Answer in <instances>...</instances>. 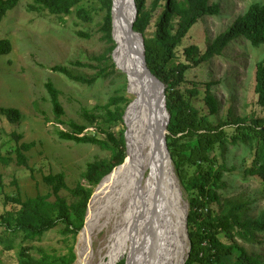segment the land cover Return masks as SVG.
<instances>
[{"label":"trees","instance_id":"16d2710c","mask_svg":"<svg viewBox=\"0 0 264 264\" xmlns=\"http://www.w3.org/2000/svg\"><path fill=\"white\" fill-rule=\"evenodd\" d=\"M22 1L25 0H0V27L7 13L16 9ZM85 1L33 0L27 10L29 13L48 14L58 25L65 24V17L74 12L80 20L89 22L90 12L81 7ZM97 1L99 10L104 13L98 32L101 34V41L110 45L104 54L95 59L99 63V71L91 77L76 74L74 69L92 67L80 61L50 68L53 73L63 76L69 82L84 87H91L98 79L106 77L109 74L108 68H114L115 65L108 64L115 46L111 40L112 3L111 0ZM134 3L137 16L133 30L142 35L148 71L164 89L165 107L169 114L167 150L184 190L195 191L188 199L186 226L190 251L186 264H262L242 247L224 243L219 237L229 233L245 244L259 243L258 237L264 233V211L255 219L248 218L240 213L241 206L228 201L219 206L221 200L218 192L225 188L222 174L230 172L219 162L224 151L223 143L232 147L239 143L253 149L252 168L248 174L259 178L264 187V62L255 67L254 93L257 109L252 117L227 115L225 119L218 120L217 124H212L209 116L200 115L176 89L185 82L186 71L219 57L235 39H244L253 48L264 47V5L251 4L226 31L210 42L204 52L195 45L188 46L183 50L186 63H176V50L190 29L205 17L219 15L220 6L211 0H152L149 9L145 6V0H134ZM157 11L160 12L156 30L147 38V29ZM78 36L88 37L83 33H78ZM11 51L9 38L5 35L0 37V56H6ZM211 85L212 83L204 85V102L209 115H216L218 108L210 93ZM158 88L162 92L159 86ZM44 89L54 122L67 126L66 130L54 128L58 140L97 147L109 153V158L97 159L86 165L83 174L85 186L79 183L74 189H69L65 183V175L61 172L42 177V182L51 190L47 195H37L26 200L18 196H7L4 201L5 209L0 215V243L5 250L14 248V239L21 242L36 241L59 225L64 227L66 235L75 239L84 227L94 188L113 169L122 165L126 158L122 116L129 101L124 96L116 94L104 105H96L91 110L82 109L80 116L86 124H78L72 120H64L61 91L50 80L44 84ZM191 94L196 95L197 92L193 89ZM36 111L43 115L38 108ZM0 116L12 125H18L23 120V115L15 108L0 107ZM230 127H233L235 133L227 138L226 129ZM89 128L93 132H88ZM10 138L16 144L12 152L16 165L28 169L25 153L35 144L21 143L23 135L15 132L10 134ZM12 161L11 157L2 156L0 153V165L8 166ZM184 163L197 167V175L189 182L181 176ZM63 190L70 194L73 202L68 203L59 196ZM50 197H54L53 202L49 200ZM29 251V247H20L17 264H73L75 260L73 247L65 255L58 257L39 250V257L36 258ZM117 264H124V261Z\"/></svg>","mask_w":264,"mask_h":264},{"label":"rangeland","instance_id":"374dc122","mask_svg":"<svg viewBox=\"0 0 264 264\" xmlns=\"http://www.w3.org/2000/svg\"><path fill=\"white\" fill-rule=\"evenodd\" d=\"M32 1H22L16 9L8 12L0 27V37L7 36L12 44L11 53L0 56V107L15 108L23 115V120L18 125L8 123L0 116V153L13 159L8 166L0 165V215L5 209L4 201L7 196H18L26 200L51 193L50 188L42 182L43 176L62 172L67 187L74 189L79 183L86 185L83 174L88 163L109 158V153L97 147L58 140L54 128L66 130L67 126L54 122L51 105L44 89V84L48 80L61 91L60 102L65 111V121L72 120L78 124H86L80 116L82 109L91 110L96 105H104L116 94L128 100L125 92L126 80L116 71L115 65L114 68H108L109 74L106 77L98 79L91 87L71 83L50 70L53 66H66L70 62L80 61L92 67L74 69L76 74L91 77L99 71V63L95 59L104 54L110 45L101 41V34L98 32V26L104 15L99 10L98 1L86 0L81 4L83 9L90 12L89 22L80 20L74 12L71 16L65 17V24L61 25H58L48 14L29 13L27 6ZM151 2L152 0H145L147 9L150 8ZM211 2L220 6V14L205 17L190 29L176 50V63H186L183 50L188 46L195 45L204 52L210 42L226 31L251 4L264 5V0H211ZM159 12L153 15L147 29V38L156 30ZM78 33L88 37H80ZM110 58L108 64H114L113 55L111 57L110 54ZM261 62H264V47L253 48L244 39H235L219 57L186 71L185 82L176 91L181 93L184 100L188 101L200 115L209 116L212 124H217L218 120L225 119L227 115L240 118L252 117L257 109L254 93L255 67ZM209 83H212L210 93L217 102L216 115H209L204 102L206 96L204 85ZM193 89L197 92L196 95L191 94ZM37 108L43 112V115L36 111ZM123 126L124 138L126 130L124 121ZM226 130L227 138L235 133L233 127ZM13 132L23 135L21 143L35 144L25 153L28 169L18 167L15 163L12 152L16 144L10 138ZM88 132L93 130L89 128ZM222 147L224 151L219 162H222L230 172L222 174L225 188L218 192L221 200L219 206L224 201L231 202L242 207L240 213L255 219L264 211V187L259 178L248 174L252 168L253 149L250 150L239 143L236 147L223 143ZM171 166L174 171L172 162ZM174 174L176 175L175 171ZM196 175L197 167L190 163L182 165L181 176L186 182ZM176 178L186 204V222L189 212L188 199L195 194V191H185L177 175ZM96 189L97 187L94 188L93 194ZM59 196L65 198L68 203L73 202L67 191H61ZM49 200L53 202L54 197H50ZM184 231L187 235V226ZM1 233L0 229V235ZM79 234L73 239L70 235H66L64 227L59 225L36 241L21 242L19 239H14V248L11 250H5L0 243V264H17L21 246L29 247V252L36 258L39 257V250L58 257L65 255L68 249L73 247L75 253L73 264H76ZM107 238L106 231L96 233L93 236L92 250L97 252L104 248ZM219 238L224 243L237 244L264 264V233L259 235V243L254 245L245 244L229 233ZM186 241L187 251H190L187 238ZM121 257L124 259L119 261ZM188 258L187 252L184 264ZM117 261H125V264L126 262L129 264V255L121 252L116 259H111L110 254L103 255L102 264H115Z\"/></svg>","mask_w":264,"mask_h":264},{"label":"bare ground","instance_id":"6f19581e","mask_svg":"<svg viewBox=\"0 0 264 264\" xmlns=\"http://www.w3.org/2000/svg\"><path fill=\"white\" fill-rule=\"evenodd\" d=\"M112 1L114 40L119 43L112 60L126 80L129 100L122 119L127 157L102 180L90 200L77 238L76 264H102L103 255L116 259L121 252L129 255V264H183L188 247L182 190L171 163L164 161L163 170L153 160L162 127V92L141 68L140 38L127 34L130 0ZM102 231L108 232L106 244L94 252L93 236Z\"/></svg>","mask_w":264,"mask_h":264},{"label":"water","instance_id":"95a60500","mask_svg":"<svg viewBox=\"0 0 264 264\" xmlns=\"http://www.w3.org/2000/svg\"><path fill=\"white\" fill-rule=\"evenodd\" d=\"M111 3H112V6H111V40L113 41V43L115 45L114 49L112 50V53H111V57H112V54H114L117 51V49L119 47V43H117L114 40V34L116 33V26L114 25V18H113L114 6H113V1L112 0H111ZM130 3H131L132 20H131L129 26L126 28L127 34L130 35V36L136 35V36H138L140 38V43L137 44V49L139 51L140 58H141V68H142L143 72L146 75L150 76L151 80L155 83V85L161 86V89H162V101L164 103V106L162 107V111L159 113L161 118H162V127H161V132L159 134V137L157 139V142L155 144V147L153 149V160H154L155 165H159V167H161V169L163 168V170H164L165 169L164 161L165 162L167 161V162L171 163V158L169 156V153H168V150H167V146H166V134H167V128H168V122H169V114H168V112L166 110V107H165V97L163 95L164 89H163L162 84L148 71V68L146 66L145 53H144V44H143L142 35L137 33V32H134V30H133V24H134V22L136 20V16H137L136 6H135V3H134V0H130ZM122 119H123V116H122ZM118 167H116V168H118ZM102 180H101V182H102ZM91 198H92V196H91ZM91 198H90V200H91ZM88 207H89V204H88ZM88 207H87V210H88ZM183 226H184V229H186L185 219H184V222H183ZM185 237L188 239L186 234H185ZM188 253H189V250H188ZM123 259H124V257H121L119 259V261L123 260ZM124 264H125V261H124ZM126 264H127V262H126ZM183 264H184V262H183Z\"/></svg>","mask_w":264,"mask_h":264}]
</instances>
